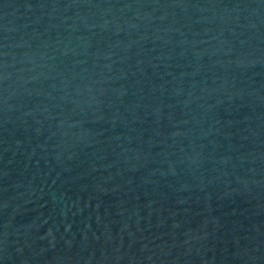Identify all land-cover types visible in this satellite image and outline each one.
I'll list each match as a JSON object with an SVG mask.
<instances>
[{
  "label": "water",
  "instance_id": "obj_1",
  "mask_svg": "<svg viewBox=\"0 0 264 264\" xmlns=\"http://www.w3.org/2000/svg\"><path fill=\"white\" fill-rule=\"evenodd\" d=\"M0 264H264V0H0Z\"/></svg>",
  "mask_w": 264,
  "mask_h": 264
}]
</instances>
